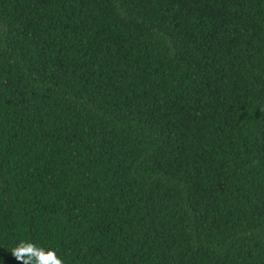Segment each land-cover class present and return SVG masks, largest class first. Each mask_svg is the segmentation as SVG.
<instances>
[{"label":"trees","instance_id":"obj_1","mask_svg":"<svg viewBox=\"0 0 264 264\" xmlns=\"http://www.w3.org/2000/svg\"><path fill=\"white\" fill-rule=\"evenodd\" d=\"M264 264V0H0V264Z\"/></svg>","mask_w":264,"mask_h":264},{"label":"clouds","instance_id":"obj_2","mask_svg":"<svg viewBox=\"0 0 264 264\" xmlns=\"http://www.w3.org/2000/svg\"><path fill=\"white\" fill-rule=\"evenodd\" d=\"M10 253L18 264H64L54 249H46L27 240H21Z\"/></svg>","mask_w":264,"mask_h":264}]
</instances>
